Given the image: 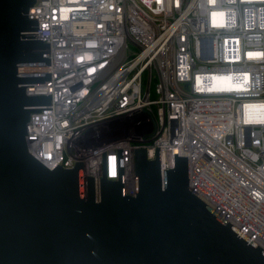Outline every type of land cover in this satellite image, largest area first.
Masks as SVG:
<instances>
[{
    "label": "built area",
    "instance_id": "1",
    "mask_svg": "<svg viewBox=\"0 0 264 264\" xmlns=\"http://www.w3.org/2000/svg\"><path fill=\"white\" fill-rule=\"evenodd\" d=\"M49 45L26 93L50 97L27 125L30 154L53 170L122 181L135 197V151L175 157L191 192L264 252V0H36Z\"/></svg>",
    "mask_w": 264,
    "mask_h": 264
},
{
    "label": "water",
    "instance_id": "2",
    "mask_svg": "<svg viewBox=\"0 0 264 264\" xmlns=\"http://www.w3.org/2000/svg\"><path fill=\"white\" fill-rule=\"evenodd\" d=\"M35 3L0 0V264H264L261 248L191 192L185 157H175L162 189L159 154L148 160L137 149L136 196L104 173L97 201L83 163L51 170L30 154V116L51 103L25 87L49 74L18 72L50 65L28 16Z\"/></svg>",
    "mask_w": 264,
    "mask_h": 264
}]
</instances>
